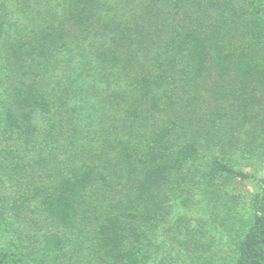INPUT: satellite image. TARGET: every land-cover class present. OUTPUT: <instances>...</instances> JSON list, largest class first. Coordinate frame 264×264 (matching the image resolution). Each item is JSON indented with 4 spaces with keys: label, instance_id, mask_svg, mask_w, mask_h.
<instances>
[{
    "label": "trees",
    "instance_id": "16d2710c",
    "mask_svg": "<svg viewBox=\"0 0 264 264\" xmlns=\"http://www.w3.org/2000/svg\"><path fill=\"white\" fill-rule=\"evenodd\" d=\"M235 150L264 152V0H0V264H215L174 208L250 178L225 264H264Z\"/></svg>",
    "mask_w": 264,
    "mask_h": 264
},
{
    "label": "rangeland",
    "instance_id": "374dc122",
    "mask_svg": "<svg viewBox=\"0 0 264 264\" xmlns=\"http://www.w3.org/2000/svg\"><path fill=\"white\" fill-rule=\"evenodd\" d=\"M233 158L236 160V166L241 170L255 177L264 176V152L261 155L245 158L241 156L239 150H235ZM198 186L186 204L177 200L178 205L172 214L173 220L178 215H185L192 226L204 221L206 235L201 237V240L210 244L209 251L214 253L215 264H225L238 233L248 226L251 219L252 196L257 187L256 179H239L222 187L226 194L225 202L223 201L224 204L220 205L222 207L214 211L206 206L202 195L203 190L200 188L202 185ZM163 236L161 233V240ZM2 243L3 236H0V245Z\"/></svg>",
    "mask_w": 264,
    "mask_h": 264
}]
</instances>
